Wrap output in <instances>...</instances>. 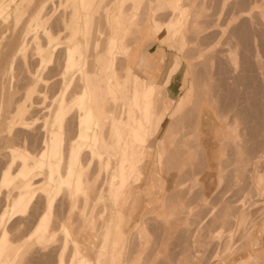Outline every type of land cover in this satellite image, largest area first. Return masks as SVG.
Wrapping results in <instances>:
<instances>
[{
  "label": "rangeland",
  "instance_id": "obj_1",
  "mask_svg": "<svg viewBox=\"0 0 264 264\" xmlns=\"http://www.w3.org/2000/svg\"><path fill=\"white\" fill-rule=\"evenodd\" d=\"M64 1L65 0L0 1V3L2 2L0 5L1 135H4L6 133L7 123L12 117L16 115V109L21 105H24L27 106L25 107L26 112L23 115L24 120H26L27 122H31L32 119L36 116H39L40 118L35 120L32 125L28 126L26 129L24 128L23 130L19 127L18 124H15L13 125L10 133L15 132V135L22 134L23 136L28 133L30 135H26V138H28L26 139L27 142L30 141L31 143L36 140V144L34 142V145L37 146V141H39V136H41L38 130H40L42 126V114L44 115V112L46 111V109H48L44 108L46 106L49 107V109L56 108V103L53 102L52 98L54 99V97L59 94L57 91H59L60 83L62 82L61 75L63 73L61 72L64 64L63 52L66 50V44H64L66 39V34H64V25H70L74 13L72 12V10L75 9L72 2H70L69 4H63ZM90 1L92 3H96L97 0ZM118 1L109 0V3L113 9H116L117 7L118 15L120 14L121 16H123L126 14L134 20L133 31L127 38L128 44H132L133 46H135V44L138 42L136 30L140 29L143 22L144 26L142 30H151L153 26V19H156L163 28V32L156 35L158 37L156 39L160 43L159 48L164 47L165 39L162 36H171L174 33V40L172 39L171 44L168 45L169 47H166V53L162 48L157 51L158 54L165 55L160 66L158 78L160 79V81L162 80L165 69L173 59H176L179 62L178 67H180L179 71L181 73L184 69L187 68V66L189 67V96L187 97V101L185 103L183 111L179 112V114H182L174 121L171 119L173 122H169L170 125L168 126L166 133L158 140L151 139L150 134H148V128L149 126L153 125L152 121L154 119L143 118L144 113L142 112V110L146 108V111H148L147 108H149L150 104H141L140 108H136L135 104L132 103L135 109V113L131 115V120L134 126L127 130L123 128L124 130L122 131L123 133L128 132L129 135L133 136V131L137 129L139 131V136L141 137V139L134 140V143L131 140V136H127L125 144L122 148V157L125 161L129 162V165L125 170L124 177L120 180L119 183H115L116 180L112 176L113 174L111 173V171L108 172L109 174L111 173V177L108 176V173H105V176L109 177L106 198L110 208L112 209V212H115L118 215L121 212L118 209V202L122 201L124 191L127 188H130L131 185L135 184L133 180L134 176L138 172L136 171V169L138 168V170L143 173V170L145 169V167H147L146 159L149 157L151 147H154L155 149L154 150L152 148L153 150L151 151L154 158L158 159V167L160 169L159 165L162 164V156L159 153L158 149L159 141L163 140L167 158V166L163 167V165L160 172L166 173L168 171V168L173 167V165L178 162V164L182 168L181 160L178 159L177 156H180L179 152H182V150H184L185 152L187 151L186 153H188L189 147H187V144H190L192 142L194 143L193 146H195L193 147V151L195 147H199L197 144H195L196 133L195 135L188 134L185 136L180 133H175V130L173 134V132H170L169 128L172 125H175V127L176 125L182 126V117L186 114L187 116L190 114L188 116L189 119L193 118L197 115L200 106L209 107L216 113V126L214 127L216 129V132L212 136L213 141L217 146V165L215 173L213 175L214 186L212 187L210 196L206 197L205 199V210L207 211L204 213L206 214L204 215V218H206L204 219L205 222L203 220L204 224H200L201 227L198 226L200 223V219L198 220L197 224L195 223V220L197 219L196 217L194 220V229L189 231V226L193 223H188L187 220L192 216V208L184 206L183 203H179L175 209L174 206L173 208H168L169 200L166 199V214L164 215L165 218L163 220L164 226L166 227H162L160 238H164L166 239L165 241H167L168 238L181 231L179 227L181 226L182 228H185L186 231L184 232L190 233L192 243H195L196 239H199L200 237V234L202 232L200 228L202 229L203 226L204 229H206L203 230L204 234H206L204 235L205 242L204 244L200 243L197 244V246L193 247L194 254H183V251L186 249H179V252L175 253L176 256L172 257L173 253H171L170 250H172L173 248H171V246H168L165 243L163 245H160V243L158 246L150 244V242H154L153 240L155 237H151L149 235V218H146L142 223L143 228L147 226L146 229L148 232H146L148 234V244L146 248L144 247L145 249H141V240L136 234V229L128 237L125 236L121 231V224L123 221V214L121 212L122 218L119 222L118 232L121 233L122 241L121 246L114 253L113 257L117 260V264H127V261L130 258L134 259L132 261L134 264H254V261L257 262V264H260L262 260L264 261V256L262 257L259 254H253V251L254 249H257L258 252H261V250L264 251V107L263 110L262 108L260 110L259 102H257V100L255 99L257 97L258 91L264 94V0H171V3H169L168 7L165 6V0H123V5L121 7L119 5L117 6ZM148 2H151V6H153L154 8L156 7L155 5H157L159 2H162L161 5H159L162 9H157L155 11V18H153L154 11L150 17ZM41 3L44 4V7L40 13V19L38 20V22L41 23V21H43V18L46 17L47 19L45 22V29L40 32L39 28H37V30L35 31L36 35L31 37H29L30 35H25V37L24 35L22 36V33H24L26 29V24H28V21L37 13L38 7ZM77 5L79 6V12L81 14L82 12L87 13V11H84L80 7V0H77ZM183 6H187L186 10H188L189 13V17L186 24H184V28L182 25ZM103 7H105V5ZM89 9H91L90 12H88L90 15L91 25L90 30L87 34L88 43H86L84 47L85 51L88 48L91 49L92 44L96 40L98 28L101 23V21H97L99 18L100 20L101 18H103L102 15H94L95 8L92 9V7H90ZM163 10H165V12ZM19 11L21 12V16H19L18 14ZM140 12L143 15L142 18H140ZM169 17L171 18L168 21H166L165 23L162 22L164 19ZM17 19H19L18 22L16 21ZM171 21L174 22L175 26L173 27V31L170 32L167 28V24ZM140 22L141 24L138 26L137 24ZM60 24H63V27H61ZM52 28H54V30H57L54 31ZM61 30L63 31L61 32ZM181 32L184 38L183 45L181 44V39L178 38V34L180 35ZM26 33L28 34L27 31ZM60 39L64 42L60 43V45L58 46L62 47L61 49L59 48V50L54 51L53 58H55V61L53 60V62L55 63V65L54 63L50 64L51 67H49L48 72L46 71L44 73L47 77H45L44 74L42 75L43 78L45 77L49 79V89L46 90V95L39 94V91H45L42 82L40 83L38 80H34L33 78L38 65L39 53L44 49V47L47 46L49 41H57ZM152 42L153 39L149 41V44H151ZM141 47L142 50L146 52V48L148 47V45H142ZM91 56L92 53L88 57ZM139 57L140 54L137 55L133 68H135V63L138 62ZM123 58L121 57L122 62L119 61L121 66L124 65L122 71L121 69H118L117 72L119 73L114 72L115 78H113V86H116L117 88L122 90L125 81L127 83L132 82L131 91H125L124 89L125 95L131 97L134 92L137 91V83L132 78L133 71H129V76L131 78L128 76L127 79H125L126 77L123 73L124 68L126 67L125 64L127 63H125L126 60ZM116 61H118V59ZM90 62L91 60L88 62L89 70H91V66L93 65ZM173 63H175V61ZM121 66L119 68H121ZM96 84L97 85L95 86V88L98 92L101 86L98 83ZM158 86L159 88H162L161 84H158ZM256 88H258L259 90H257ZM109 91L111 104H107L108 108L106 113L107 117L109 118L110 127L115 133L117 147L118 149H120L118 144L119 137L121 136L116 133L117 127L114 126L113 120L118 119V117H116L114 114L119 117L123 115L124 107L119 104L117 105V103L121 102L119 93H117L116 90H114L113 92L112 90ZM146 91L149 92V89H146ZM114 92L116 93V96L113 95ZM27 94H30L28 99L26 97ZM53 95L55 96L53 97ZM228 98H237V114L240 118V114L242 113V121L236 118L238 120L237 122V120L234 119V107L229 106ZM196 99H198L201 103L195 105ZM160 101H157V104L160 103L159 112L167 113L165 109L167 108L169 101L166 97H162V94H160ZM174 101L176 102V98L174 99ZM156 106L157 108H159L158 105ZM190 107L191 112H188L190 110ZM38 108L40 109L39 113ZM177 109L178 108H171L170 111L173 110L174 112ZM246 109L248 110V112ZM140 111L142 114V118H140ZM28 114H31L32 116L30 115V117L32 118H30ZM249 114L251 115V117ZM112 116L113 118H111ZM242 118L245 121H243ZM229 123H231V125H229ZM192 125L193 124L191 123V126ZM256 125L258 128H255ZM251 126H255L254 129L256 130L254 131ZM36 128L39 129L37 130ZM3 129L4 131H2ZM30 129L31 131H29ZM32 129H35V131L32 132ZM180 129L183 128L181 127ZM240 129H242V132L240 131ZM144 133H147L146 137L142 135ZM238 133H240V135ZM38 134L39 136H37ZM176 138L182 139V141L177 143ZM64 141H61L63 150L66 148L64 146H67V143H65ZM139 145L146 148L142 150ZM0 146V154H2L4 153L5 148H2V144H0ZM233 146L236 147L234 148ZM240 147L244 149V152H242V149ZM236 148H240L241 153H239V150ZM246 148L248 149L246 150ZM198 149L196 148L195 150L198 151ZM249 150H251L252 152ZM155 151L156 154L154 155ZM236 154L239 155L236 156ZM244 154L245 156H243ZM248 155H250V158ZM192 156V149L190 147L187 159L190 161V159H192ZM233 157L236 158L234 159ZM241 157V160H243V162L240 160ZM142 158L145 161L142 162L141 167H136L135 164L140 161L137 159ZM245 158L247 159L246 161ZM3 159L4 161H6V158L2 155V157L0 158V171L5 165L3 164L5 163ZM239 160L240 162L238 163ZM234 161H236L237 163ZM16 164L17 161L13 165L14 167H12V169L15 168ZM181 168H178V173H180ZM245 171L247 173H245ZM105 176L103 175L102 178H104ZM195 180L189 182L188 185L187 183H176L174 188H196L198 184H196ZM39 182L40 178H37V183ZM48 189L49 187H47V190L44 193L41 192V195L37 197L38 199H35L32 202L31 207L28 210V212H30H27V215L24 216L22 220L21 218H19V221L17 218V222L14 219L10 222V227L8 228L7 226V230L11 232L9 234L11 241L8 246V252L0 264H8L17 248L22 244L27 245L23 246L24 252H22L23 257L21 258V264L56 263L55 256L57 255L56 251L58 248V241H54L55 245L53 242V245L47 244V246H41V243H37L35 240L31 242L27 241L40 214H42V211L44 212L43 208L46 206V201L50 196ZM0 192L1 214V208L4 210L5 206L8 203L5 202L8 199V195L10 193L13 194L14 191L11 192L10 189L0 187ZM3 196L5 197L4 201ZM104 201L99 204L97 209L103 208ZM55 203H57V205L55 204L54 206V215L55 219L57 218L58 220L59 218L61 219V217H64L66 215L65 213L67 212V202L64 199H58ZM2 205L4 208L2 207ZM99 214L100 215L96 218L95 221L91 220L92 213L83 217L80 216L78 209L69 213L68 215V220H71L70 225H72V221L74 218L76 219V221L78 218L79 221V226L75 231L76 241L82 245L87 246L91 250H94L98 246L97 241L100 238L99 236L102 226L101 224L104 219V212H101ZM180 214H182L183 219H179ZM210 214L213 215H211L210 217ZM171 220L173 221L170 223ZM221 220L222 222H220ZM212 222L213 225H211ZM226 222L228 225L224 224ZM205 225L207 227H205ZM197 228L201 232L199 230H196ZM84 234H86V238L81 236ZM91 237L92 239H90ZM125 237L127 239L126 242L124 241ZM196 243H198V241ZM33 251L35 254H33ZM139 251L142 253H140ZM38 257L39 259L41 258V261L37 259Z\"/></svg>",
  "mask_w": 264,
  "mask_h": 264
},
{
  "label": "bare ground",
  "instance_id": "obj_2",
  "mask_svg": "<svg viewBox=\"0 0 264 264\" xmlns=\"http://www.w3.org/2000/svg\"><path fill=\"white\" fill-rule=\"evenodd\" d=\"M70 2H72L75 9L72 10V12L74 13H73L70 25L69 24L64 25V34H66L65 36L66 39H65L64 44H66V47H65L66 50L63 52L64 53V64H63V68L61 72L63 73L61 75L62 82L60 83L59 91H57L58 88L56 89V91L59 94L58 95L56 94L57 95L56 97H54L55 95H53L54 99L52 98L53 102L56 103V106H55L56 108L49 109V107L46 106L44 109L46 108L48 109H46V111L43 109L45 111L44 115L45 113L46 115L44 117V115L42 114L43 118L41 119V121L43 120V122H41L42 126L39 124L41 126L40 130H38L39 128L38 129L36 128L40 132V135H41V136H39V134L37 135L40 137L39 141H37L38 143L37 146L34 145V142L36 144L35 138H34L35 141L32 140L33 142L31 143L30 141L27 142L26 139L28 138H26V135H30L28 133L24 136L22 134L15 135V132H13L14 134L10 133L13 125L18 124L19 127L23 130L24 128L26 129L28 126L32 125L35 120L40 118L39 116H36L35 118L32 119L31 122H27L26 120H24L23 115L26 112L25 107H27L24 105H21L20 107L16 109L17 111L16 115L12 117L10 121L7 123L6 133L4 135L0 134V144L3 145L2 148H5L4 153L0 154L1 155L0 158L2 157V155L6 158V161H4L3 159V161L5 162L3 164L5 165L2 167V170L0 171V187L10 189L11 192L14 191L13 194L12 193H10L9 195L6 194L8 195V199L5 202H8V203L5 206V208L2 205L4 210L1 208L2 213L0 214V263L6 256L8 252V246L11 241L9 237V234L11 232L7 230V226L9 228L10 222L13 221L14 219L16 220L18 218V220L20 221L19 218H21L22 220L23 217L27 215V212L29 208L31 207L32 202L35 199H38L37 197L41 195V192L44 193L47 190V187H49L48 190H49L50 196L46 201V206L43 208L44 212L42 211V214H40L27 241L31 242L35 240L37 243H41L40 244L41 246H47V244L53 245L52 243L54 241H58V248L56 251L57 255L55 254L56 255L55 264H117L116 262L117 260L113 257V255L118 250V248L121 246L122 236H121V233L118 232V229H119V222L121 221L122 217L121 215H118L115 212H112V209L110 208L107 202L106 192H107V187H108V182H109L108 176H110V174L112 173L113 174L112 176L116 180L115 183H119L120 180L125 175V170L127 169L129 162L123 159L122 153H120V149H118L117 147L115 133L113 129L110 127L109 118L105 117L104 115V113L106 114L108 107L107 105L106 106L103 105L101 100H99L98 98V96H101V94L99 95L97 93V89L95 88L97 84L95 83V81L99 80V83H101L100 81L102 80L100 79L99 75H95V77L91 76L90 72L88 71V67H89L88 62L90 60H91L90 62L91 64L97 62L99 64V67H98L99 72L101 74L103 73L106 74L107 70L111 68V66L113 65V62H114L113 54L115 53L117 54V58H118V61L116 64L117 70L121 69L122 71V68L124 65L121 66L120 64V62H122L121 57L122 58L124 57L123 59H127L128 64L133 65L137 58V55L139 54L138 53L139 48L135 47L136 44L132 48L126 47L125 42L123 41L124 38L127 37L129 33L131 32V27H132L131 18L127 16L120 17L118 15V12L116 13L118 15L117 18L113 16L108 17V15L110 14H107L106 12L105 16H104V13H102L103 18H101V23L98 28L97 38L94 41L93 47L91 50L92 56L88 57V55H86L82 37H83V34L88 31V27L90 25V22H89L90 19L88 16L82 15L79 12V6L77 5V0H72V1L65 0L63 4H66V3L69 4ZM122 2L123 0H120L118 1V4L122 5ZM159 4L161 5V3ZM159 4L153 10L154 11L153 17H155L156 15L155 11L157 9H160V10L162 9L160 8ZM102 11H105V10L102 9ZM142 16L143 15L140 12V18H142ZM104 17L107 18L106 22L104 21ZM164 20L162 22L165 23L166 19ZM16 21L18 22L19 19H17ZM140 24L141 22L138 23L137 25L139 26ZM62 25L61 27H63ZM174 26L175 24L172 21L167 24V28L169 29L170 32L173 31ZM52 29L54 30V28ZM142 29L143 27L140 28L139 31ZM158 29L161 31L162 26L159 25ZM108 30L110 31V34H111L109 38L106 37ZM155 30L157 31V29ZM62 31L63 30H61V32ZM23 35L25 37L24 33H22V36ZM61 39L57 41H49L47 46L44 47V49L39 53L37 69L33 75L34 80H38L40 83L42 82V85H44L45 91H41V92L39 91V94L46 95L47 93L46 90L49 89L48 88L49 79L45 78L47 76H45L44 73L46 71L48 72L49 67H51L50 64L54 63L53 62V60L55 59L53 58L54 51L55 50L57 51L59 50V48L60 49L62 48V47H58L60 43L64 42ZM115 60L117 59L115 58ZM120 66L121 68H119ZM43 74L45 76L44 78L42 77ZM128 76H129V73H128ZM107 90L109 93V98L107 97L108 98L107 104H111L109 90H112V92L115 90L111 83L107 85ZM29 95L30 94H27L26 96L27 99L29 98ZM113 95L115 96V92L113 93ZM49 99H50V96H49ZM195 103H196L195 105H197L201 102H199V100L196 99ZM179 104L178 102H175L174 100L173 101L169 100L168 106L165 109L166 112H169L171 108L176 109L177 106H179ZM38 110H39L38 111L39 113L40 109L38 108ZM51 110H52V113H51ZM188 112H191V107ZM241 114H240V117L242 116ZM243 121L245 120L243 119ZM34 125H33V128H34ZM257 125L256 127L255 126L254 127L258 128ZM254 127H252V129H254ZM247 129H250V128H247ZM169 130L170 132H173L174 134L175 125H172L169 128ZM255 130L256 129H254V131ZM2 131H4V129ZM29 131H31V129ZM33 131H35V129H32V132ZM238 134L240 135V133ZM127 136H130V135L126 132H124L121 135V138H124L123 139L124 144H125ZM144 136H147V133H145ZM131 140L134 142L133 139ZM61 141H64L65 143H67V146H64L66 147L64 150L62 148ZM261 144H262V140H261ZM140 148L143 150L146 147L140 146ZM196 148L198 149L199 147H195V149ZM240 148L239 149L236 148L239 150V153H241ZM158 149H159V153L162 156V164H164L163 167H166L167 158H166V150H165V145L163 143V140L159 141ZM188 149H190V147ZM241 149H242V152H244L243 151L244 149L243 148ZM247 149L248 148H246V150ZM245 154L243 156H245ZM238 155L236 154V156ZM248 156L250 158V155ZM119 159L121 160L122 166H119L120 164ZM241 159L242 157L240 158V160ZM240 160L238 161V163L240 162ZM246 160L247 159L245 158V161ZM16 161H17V164L15 168L12 169ZM155 161H156V165L158 166V159L156 158ZM241 161L243 162V160ZM223 167H226V166H223ZM110 171L111 173L109 174L108 172ZM105 173H108L109 175L105 176L106 175ZM245 173L247 172L245 171ZM103 175L105 176L104 178H102ZM140 175H141V171L139 170L134 176L133 182H136L138 178L140 177ZM37 178H40L39 183H37ZM195 194L197 195V193ZM58 199L60 200L64 199L67 202L66 203L67 212L65 213L66 215L64 214L65 215L64 217H61V219L59 218L57 220V218L55 219V215H54V206L55 204L57 205V203L55 202ZM4 200H5V197L3 201ZM103 201H104L103 208L97 209L99 204H101V202ZM77 209L80 213V216H83V217L92 213V217H91L92 221L96 220V218L100 215L99 213L104 212V219L101 224L102 226H101V231H100V236H99L100 238L98 240L99 243L97 241L98 246L94 250H91L87 246L78 243L75 239V233H76L75 231L77 230V227L79 226L78 225L79 221H78V218L76 221V219L72 217L75 220L73 219L72 221L73 223L72 225H70L71 220L70 221L68 220V215L69 213ZM206 211L207 210H205V212ZM211 215L213 214H210V217ZM205 218L203 217L201 220H204ZM218 219H221V218H218ZM18 220L16 221L18 222ZM213 222L211 225H213ZM220 222H222V220ZM200 224H204L203 221H200L198 225L199 227H200ZM224 224L228 225L227 222ZM205 227L207 226L205 225ZM196 230H199V229L197 228ZM200 230L202 231L201 228ZM203 230H206V229H204L203 227ZM147 232L142 227V224L138 225L136 228V234L138 238L141 240V244H140L141 249L144 247L145 248L147 247V244H148ZM24 245L22 244L20 247L17 248V250L15 251L13 257L11 258L8 264H21L22 263L21 258L23 257L22 252H24L23 251ZM54 245H55V242H54ZM33 254H35L34 251H33ZM127 258H126V261H127ZM37 259H39V257ZM39 260L41 261V258ZM133 260H134L133 258L128 259L127 264H134L132 262ZM40 263H43V262H40ZM254 264H257V262L254 261Z\"/></svg>",
  "mask_w": 264,
  "mask_h": 264
},
{
  "label": "crops",
  "instance_id": "obj_3",
  "mask_svg": "<svg viewBox=\"0 0 264 264\" xmlns=\"http://www.w3.org/2000/svg\"><path fill=\"white\" fill-rule=\"evenodd\" d=\"M80 1H81L80 7L84 11H87V13L82 12V14L88 16L89 19H90V15L88 12H90L91 10L89 9L90 7H92V9L95 8V13H94L95 16L102 15V13H104V16H105L107 12V14H110L108 15V17H111V16L116 17V18L118 17V15L116 14L117 7L116 9H113L109 3V0H106V1L97 0L96 3L94 2L92 3L90 0H80ZM169 3H171V0L170 2L169 0H165L166 7L169 6ZM158 4L156 5V7L158 6ZM104 5L105 7H103ZM118 5L122 6L123 4L122 5L117 4V6ZM43 7H44V4L41 3L38 7L37 13L28 21V24H26V29L24 31V34L26 36L30 35L29 37H31V36L36 35L35 31L37 30V28H39L40 32L43 29H45V26H46L45 22L47 18L44 17L41 23L38 22V20L40 19V13ZM148 8H149L150 17H151V14L153 13V9H154V7L151 6V2H149ZM148 8H147V11H148ZM186 8L187 6L182 7L183 28H184V24H186L188 17H189L188 15L189 13H188V10H186ZM102 9H104L105 11H102ZM163 11L165 12V10ZM18 14L19 16H21L20 11L18 12ZM119 16L129 17V15H126V14L123 16L119 14ZM170 18L171 17L166 18V21H168ZM100 21L101 20L99 18L97 22H100ZM104 21L105 22L107 21L106 17H104ZM131 21H132V27H131V32L129 33V35L133 31L134 20L131 19ZM89 22L91 25V21ZM90 25L88 27V31L85 32L82 37V41L84 42V47H85V44L88 43L87 34L90 30ZM159 25H160L159 22L156 19H153V26L151 30L149 31L136 30L138 42L136 43L135 47L139 48L138 53L140 54V57H139L138 62L135 63V68H133L134 64L133 65L128 64V60L125 59L127 64H125L126 67L124 68L123 74L126 77L125 79H127L129 71L131 72L133 71L132 78L137 83L138 92L137 91L134 92V94L131 97L125 95L124 89L125 91L132 90V82L127 83L125 81L124 87L122 88V90L117 88L116 86L115 87L113 86L114 89L117 91V93H119V97L121 98V102L117 103V105L119 104L124 107L123 115L121 117L114 114L116 117H118L117 120H113V124L114 126L117 127L116 133L119 136L123 134L122 130L124 129L127 130L134 126L131 120L132 118L131 115L135 113V109L132 103L135 104L136 108H140L141 104L148 103L150 104L149 108H147L148 111H146V108H144L145 110L144 109L142 110V112L144 113L143 118H147V119L153 118L154 119L152 121L153 125L149 126L148 128V134H150V138L153 140L160 139L166 133L168 126L170 125L169 122L172 123L176 118H178L182 114V113L179 114V112L183 111L185 103L187 101V97L189 96V90H188L189 89V75H188L189 67L187 66V68L184 69L183 72L181 73L179 71L180 67H178L179 62L176 59L172 60L173 62L175 61V63L171 61V63L165 69L162 80L160 81V79L158 78L160 66H161V63L165 55L163 54L160 55L157 53V51L160 48H162L163 50H165V53H166L167 51L166 47H169L168 45L171 44V40L172 39L174 40V37H175L174 33L171 36L169 35L167 36L165 33L166 36H162L165 39L164 47L159 48L160 43L156 39L158 38L156 35L163 32V30L160 31L158 29ZM143 26H144V22L140 28H142ZM155 29H157V31ZM26 31L28 32V34L26 33ZM129 35L125 37L123 41L125 42L126 47L132 48L133 45L127 43V38L129 37ZM110 36L111 34H110V31L108 30L106 37L109 38ZM178 38L181 39V44L183 45L184 38L182 36V32L180 33V35L178 34ZM151 39H153V42L149 44V41ZM142 45H148V47L146 48V52L142 50V47H141ZM92 47H93V44H92ZM92 47L91 49L90 48L86 49V53L88 56L92 53L91 52ZM113 58H114L113 65L111 66V68L107 70L106 74L104 73L101 74L99 72L98 70L99 64L97 62L93 63V65L91 66V70H89V67H88V71L90 72L92 77H95V75H99L100 79L102 80L100 81L101 83H99V80H96L95 83H98L101 86L100 90H98L97 93L99 95L101 94V96H98V98L99 100H101L102 104L105 106L107 105L108 98H109L107 85H109V83L113 85V81H114L113 78H115L114 72L117 73L118 71L117 65H116L117 61L115 60V58L118 59L117 54L114 53ZM155 84H156V88H155ZM158 84H161L162 88H159ZM146 89H149V92L146 91ZM256 89L259 90L258 88ZM160 94H162V97L163 96L166 97L168 101L169 100L173 101L176 98V102H178V104L180 103L179 106H177L178 109L174 112L173 110L167 113L159 112L160 103L157 104V101L158 100L160 101ZM115 96H116V93H115ZM255 100L259 102L260 110L261 108L263 110L264 94L258 91L257 97ZM236 102H237V98L229 99V106L234 107V119L236 120V117H237L240 121H242L241 117L239 118L237 114ZM156 105H158L159 108H157ZM140 114H141V111H140ZM104 115L105 117H107V113L106 114L104 113ZM215 115H216L215 111L210 109L209 107H200L196 116L189 119L187 115H184L181 120L183 121V125L182 126L176 125L175 127L176 133H180L185 136L188 134L195 135L196 133L195 144L199 146L198 151H196L195 149L193 151L194 143L192 142L190 144H187L188 147L192 148L193 156H192V159H190V161L187 159L190 149L188 150V153H186L187 151L185 152L184 150H182V152L181 151L179 152L180 156H177V158L181 160L182 168L178 164L179 163L178 162L175 165H173V167L168 168V171L166 173H161L160 171L164 164H160L159 165L160 169L158 168V166L156 165V161L153 156V153L151 151L154 149V147H151V150L149 152V157L146 159L147 167H145V169L143 170V173H141L139 179L135 182V184L131 185L130 188L124 191V194L122 196V201L118 203V209L123 214L121 231L123 232L125 236L128 237L136 229L138 225L142 224L146 218H149V223H148L149 235L151 237L152 236L155 237L153 240L154 242H150V244L158 246L160 243H161L160 245H163L165 243L166 245L171 246V248H173L172 250H170V252L173 253L172 257L176 256L175 253H178L179 249H183V250L186 249L183 251V254L189 253L190 255H192L194 254L193 247L197 246V244H200V243L204 244L203 226H202V232L200 234L201 236L199 237V239H196V242L198 241V243L196 242L192 243L190 233L184 232L186 230L185 228H182L181 226H179L181 231L176 233L174 236L168 238L167 241H165L166 239L164 238H160V236H161L162 227L164 226V223H163V220L165 218L164 215L166 214V199L169 200L168 208H173L174 206V209H175L179 203H183L184 206L192 208L193 210L192 216L189 217L187 220L188 223L190 222L193 223L192 225L189 226V231L194 229L195 223L197 224L199 219L200 221H203L201 219L204 217L205 199L206 197L210 196L212 187L214 186L213 175L215 173V169L217 165V146L214 143L213 136H212L216 132L215 131L216 129L214 128L216 126ZM113 116L111 118H113ZM140 118H142V114ZM191 123L193 124L192 126H191ZM229 125H231V123H229ZM181 127L183 129H180ZM241 130L242 129H240V131ZM133 132H134V135L133 136L130 135L131 139L140 140L141 137L139 136V131L135 129V131ZM144 134L142 135L144 136ZM123 139L124 138L119 137L118 146L120 148V153H122V148L124 144ZM176 139H177V143L182 141V139H178V138ZM155 154H156V151L154 155ZM137 160H140V161L135 164L136 167H141L142 162L145 160L143 158L137 159ZM119 161H118L120 163L119 166H122L120 159ZM179 167L181 168L180 173H178ZM136 171H139L138 168L136 169ZM194 180L196 181V184H198L196 188H190V189L189 188H182V189L174 188L176 183H179V184L187 183L188 185L189 182H192ZM195 193H197V195ZM121 212L119 213V215L122 216ZM196 217L197 219L195 220ZM179 219H183L182 214H180ZM194 220L196 221L195 223H194ZM172 221L173 220H171L170 223ZM146 227L144 228L145 231H147ZM81 236L86 238V234L81 235ZM90 239H92V237ZM126 240L127 239L125 237L124 241L126 242ZM253 254H259L263 257L264 251L261 250V252H258L257 249H254ZM260 264H264V261L262 260Z\"/></svg>",
  "mask_w": 264,
  "mask_h": 264
}]
</instances>
